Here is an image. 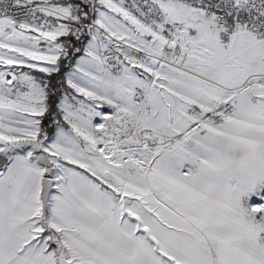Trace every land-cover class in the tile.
Returning <instances> with one entry per match:
<instances>
[{
    "label": "snow or ice",
    "instance_id": "snow-or-ice-1",
    "mask_svg": "<svg viewBox=\"0 0 264 264\" xmlns=\"http://www.w3.org/2000/svg\"><path fill=\"white\" fill-rule=\"evenodd\" d=\"M0 264H264V0H0Z\"/></svg>",
    "mask_w": 264,
    "mask_h": 264
}]
</instances>
